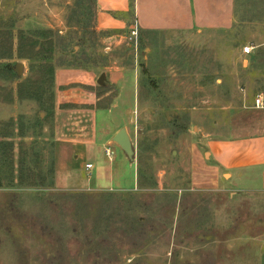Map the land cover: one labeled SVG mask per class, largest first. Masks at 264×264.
<instances>
[{
  "label": "rangeland",
  "instance_id": "374dc122",
  "mask_svg": "<svg viewBox=\"0 0 264 264\" xmlns=\"http://www.w3.org/2000/svg\"><path fill=\"white\" fill-rule=\"evenodd\" d=\"M97 3L0 0V264H264L258 175L208 146L264 137V0H233L229 29L134 38Z\"/></svg>",
  "mask_w": 264,
  "mask_h": 264
},
{
  "label": "crops",
  "instance_id": "0c3cea01",
  "mask_svg": "<svg viewBox=\"0 0 264 264\" xmlns=\"http://www.w3.org/2000/svg\"><path fill=\"white\" fill-rule=\"evenodd\" d=\"M226 1L98 0L97 22L98 24L102 23L104 28L112 31L136 29L137 32L143 33L225 30L232 26L233 5V0H228V6ZM110 74L109 82L113 83L117 80L116 74L119 73L112 69ZM71 78L80 85H90L95 81L94 75L87 73L75 74ZM94 99L93 95H88L86 103L89 104ZM80 123V129H77L80 134L77 137L83 145L87 142L86 140H89L91 133L88 132L89 129L84 126L82 120ZM74 145L77 146V144ZM208 146L211 163L216 166L212 169L221 168L226 171H235V176H238L239 179L244 176L239 181L248 179L249 175L257 174L259 191L264 192V137H250L234 142H210ZM233 175L230 173V177Z\"/></svg>",
  "mask_w": 264,
  "mask_h": 264
},
{
  "label": "water",
  "instance_id": "95a60500",
  "mask_svg": "<svg viewBox=\"0 0 264 264\" xmlns=\"http://www.w3.org/2000/svg\"><path fill=\"white\" fill-rule=\"evenodd\" d=\"M22 64H16L15 66L11 67L13 72L17 76H21L22 74ZM105 75L101 74L98 80L96 81V84L98 86H103L104 81H105ZM112 143H114L122 152L123 154L127 157V159L130 162H133L134 160V149L131 143V140L126 132V130L123 128L119 130L112 138Z\"/></svg>",
  "mask_w": 264,
  "mask_h": 264
},
{
  "label": "built area",
  "instance_id": "2783aa9c",
  "mask_svg": "<svg viewBox=\"0 0 264 264\" xmlns=\"http://www.w3.org/2000/svg\"><path fill=\"white\" fill-rule=\"evenodd\" d=\"M131 37H136L135 29H133L130 33ZM107 52L109 51V48L105 49ZM252 51L251 47H245L243 48V55H249ZM254 107L256 109H264V100L262 96H257L254 100ZM103 155L108 161H112L114 152L111 149L110 145H107L103 148ZM93 169V166L91 164L84 165V171L87 174H90L91 170Z\"/></svg>",
  "mask_w": 264,
  "mask_h": 264
},
{
  "label": "trees",
  "instance_id": "16d2710c",
  "mask_svg": "<svg viewBox=\"0 0 264 264\" xmlns=\"http://www.w3.org/2000/svg\"><path fill=\"white\" fill-rule=\"evenodd\" d=\"M130 8H132V5H130ZM6 66H2V68H5ZM4 70V69H3ZM6 70V69H5ZM7 71V70H6Z\"/></svg>",
  "mask_w": 264,
  "mask_h": 264
}]
</instances>
